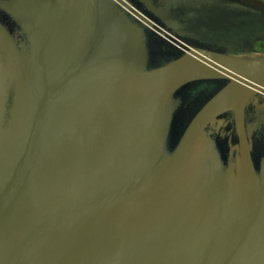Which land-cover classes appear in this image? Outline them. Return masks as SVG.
Listing matches in <instances>:
<instances>
[{
    "label": "water",
    "instance_id": "water-1",
    "mask_svg": "<svg viewBox=\"0 0 264 264\" xmlns=\"http://www.w3.org/2000/svg\"><path fill=\"white\" fill-rule=\"evenodd\" d=\"M264 1L0 0V264H264Z\"/></svg>",
    "mask_w": 264,
    "mask_h": 264
},
{
    "label": "flooded vegetation",
    "instance_id": "flooded-vegetation-1",
    "mask_svg": "<svg viewBox=\"0 0 264 264\" xmlns=\"http://www.w3.org/2000/svg\"><path fill=\"white\" fill-rule=\"evenodd\" d=\"M247 1H250V2H252V3H256V2H259V0H247ZM258 47H260V48H262V45H264L263 43H257L256 44Z\"/></svg>",
    "mask_w": 264,
    "mask_h": 264
},
{
    "label": "built area",
    "instance_id": "built-area-1",
    "mask_svg": "<svg viewBox=\"0 0 264 264\" xmlns=\"http://www.w3.org/2000/svg\"><path fill=\"white\" fill-rule=\"evenodd\" d=\"M260 1H264V0H260Z\"/></svg>",
    "mask_w": 264,
    "mask_h": 264
}]
</instances>
